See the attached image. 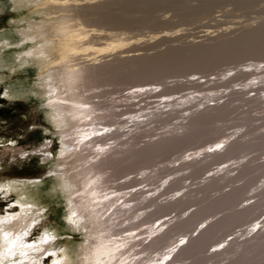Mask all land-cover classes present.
Instances as JSON below:
<instances>
[{"label":"rangeland","instance_id":"rangeland-1","mask_svg":"<svg viewBox=\"0 0 264 264\" xmlns=\"http://www.w3.org/2000/svg\"><path fill=\"white\" fill-rule=\"evenodd\" d=\"M126 1L117 3L124 6L117 10L115 16L137 20V24L109 29L114 35L131 39L123 51L115 52L109 59L119 60L123 64V72L135 73L109 81L111 83H102L97 89L106 93L110 100L108 104L116 100L121 106L119 111L122 115L118 120L126 124L124 127L133 124L129 122L131 115L139 116L135 119V123H140L139 128L134 131L127 129L120 140L122 150H125L122 156L123 176L129 174V179L138 178L142 182L138 189L159 196L157 204L172 202L178 205L162 220H157L159 216L155 218L158 225L169 221L171 228L177 221L205 211L203 207L207 206H203V202H215L236 189L242 190V197L237 195L229 202H223L225 207L213 206L207 210L193 228L170 234L169 237L177 234L173 242L176 247L170 249L172 252L180 250L168 258L167 264H264V0ZM14 3L16 0H0V33L3 36L0 53L5 48L6 52L2 54L8 59L4 68L14 67L13 74L0 70V82L3 84L0 86V217L20 213L18 203L25 206L35 204L38 213L46 212L36 222L31 242L47 231L58 235L57 238L70 248L83 242L84 233H72L63 227V216L69 208L67 195L49 178L50 174L58 173L61 141L50 119L48 101L37 88L36 66L13 60L17 58L18 51L31 45L18 50L5 44L7 37L3 32L10 21L15 23L17 11ZM134 53L142 59L132 67L133 64L126 59L132 58L130 56ZM185 57L188 60L179 65L148 70L155 62ZM143 69H147L148 74L139 73ZM186 72H199L210 77L193 74L190 79L182 81L179 78L181 83L166 86L144 84L161 82L170 75ZM7 79L18 84L23 92L11 97L4 85ZM250 83L253 84L249 86ZM135 89L145 91L137 92ZM127 91L138 94L130 96L132 93ZM160 96L177 99L173 100L177 104H172V101L160 105L157 102ZM205 97L210 98L206 100ZM183 99H187L186 102ZM202 113L209 115L208 124L190 127V122ZM229 137L231 141L221 151L215 149L209 153L211 147L224 138L227 141ZM173 140H177L175 146L155 152ZM155 144L161 145L152 151L148 160L138 156L139 151ZM44 145L51 148L52 162L42 161V155H32ZM24 153H28V157L22 156ZM130 153H133V158ZM10 181L16 183L12 185V192L6 187ZM39 192L43 198L37 200L35 196ZM237 210L240 211L239 216H230L224 225L227 227L221 226L212 235H205L200 244L202 254L191 253L196 256L175 260L181 251L195 242L197 232ZM144 229L142 227L138 232ZM184 240L187 243H181ZM44 253L43 250L42 255ZM183 258L186 260L182 262ZM54 261L49 255L44 264H54Z\"/></svg>","mask_w":264,"mask_h":264},{"label":"bare ground","instance_id":"bare-ground-1","mask_svg":"<svg viewBox=\"0 0 264 264\" xmlns=\"http://www.w3.org/2000/svg\"><path fill=\"white\" fill-rule=\"evenodd\" d=\"M126 2V0L115 2L111 0H16L14 3V10L17 11L16 18L14 17L15 23L10 21L8 28L3 32L7 37L5 44L8 48L18 50L31 45L28 49L18 51L17 58L13 60L24 65L33 63L38 70L37 88L45 101H48L50 119L56 130L55 133L61 141L60 155L57 159L58 173L56 175L49 173V178L53 179L62 192L67 195L69 208L67 211L65 210L63 216L65 225H62L69 232H83L84 234L83 242L70 248L57 238L58 235L49 234L47 231L43 236H40L41 238L47 236L46 242L41 243L40 237L31 242L30 236L36 228L35 224L39 222L38 219L41 220V215L46 211L38 213L35 210V204H26L25 206L18 203L20 213L0 217V264H44L45 258H48L49 255L54 258V264H167L168 258L180 250L172 252L170 249L176 247L173 242L177 235L169 237L170 234L176 231L181 232L189 227L193 228L207 213V210L212 209L213 206L225 207L223 202H229L237 195L241 196L242 190L234 189L235 191L223 195L215 202L205 201L202 205L207 207L201 205L206 209L205 211L196 212L187 220L177 221L171 228L172 225L167 220L160 225L156 221L165 218L167 212L175 211L178 205L172 202L157 204L159 196L155 197V195L149 194L151 191L138 189L142 183L138 178L129 179V174L123 176L122 162L124 159L122 156H124L125 150H122L123 144L120 143V140L124 133L128 132L127 129L134 131L139 128L140 123H135V119L137 120L139 116L131 115L129 122L133 124L124 127L126 124L118 120L122 115V112L119 111L121 106L115 102L116 100L108 104L109 99L106 98V93L99 92L97 89H100L99 86L102 83L115 81L121 77L127 78L132 73L123 72L121 67L123 64L119 60L109 59L110 56L115 55V52L123 51V48L131 40L117 34L114 35L109 32V29L137 24V20L134 19L116 18L117 10L120 11L124 6L121 4ZM131 2L132 0L128 1V3ZM141 8L143 9V7ZM1 12L2 10H0ZM33 17H38L40 20H34ZM209 33L208 35H210ZM257 33L260 36L264 35L258 31ZM166 34L168 35V33ZM2 39L3 36L1 37L0 33V40ZM229 46L231 47V45ZM234 46L233 44L232 48ZM235 49L233 50L235 51ZM2 52H6L5 48L2 49ZM2 52L0 53V70L13 74L14 67L4 68L8 57ZM136 54L130 56L132 58L126 59V62L133 64L132 67L137 64L136 61L140 60L141 62L142 59ZM187 60L188 57L175 61L165 59L153 63V68L151 66L148 70L153 71L159 69L158 67L179 65ZM148 70L143 69L139 73H147ZM193 74L205 78L210 77L199 72H186L185 74L170 75L161 82H146L144 84L166 86L170 83H181L179 78L183 81L190 79ZM5 81L4 85L11 97H16L17 93L23 92L21 88L19 89L18 84L9 82L8 79ZM2 85L0 82V86ZM248 85H244V87H248ZM145 89H151V87H145ZM145 89H135V91H145ZM127 93H132L130 96L138 94L133 91H127ZM209 98L205 97L206 100ZM158 99L157 102L160 105L177 100L166 96H160ZM186 100L182 101L186 102ZM175 103L173 101L172 104ZM205 114L202 113L200 117L191 121L189 126L193 128L197 125L208 124L206 122L209 121V115ZM229 141H231V137L227 141L224 138L223 141L221 140L217 145L211 147L209 153L215 149L221 151ZM176 144L177 140H173L168 146L162 145L157 150L155 149L158 145L152 146V144L139 151L138 156L147 157L145 159L148 160L152 151L155 150L157 153ZM231 145H228V148ZM32 155H42L44 157L42 161L47 163L52 162L54 158L48 145H44L38 153H32ZM129 155L133 158V153ZM22 156L28 157V153H24ZM12 185H16V183L10 181L6 184L10 192H12ZM35 197L37 200L43 198L41 192L37 193ZM152 207L156 208L151 210ZM239 213L240 211L237 210L233 214L230 213L217 219L214 223H209L199 233L197 232L194 237L195 242L181 251L175 260L180 261L179 257L188 255L196 256L191 253L202 254L200 244L205 235H212L217 228L227 224L230 216L238 217ZM157 216L159 218L155 220ZM168 223L169 225H167ZM142 227L145 229L138 232ZM225 227L227 226L222 228ZM25 233L26 235H23L25 246L21 247L18 238ZM14 241L15 243H13ZM181 243L187 242L184 240ZM37 249L38 251H36ZM40 249L45 251L43 255ZM22 253H27V255H22ZM206 254H209L207 250ZM36 257H40V259ZM38 260L39 263H37ZM185 260L183 258L182 262Z\"/></svg>","mask_w":264,"mask_h":264},{"label":"snow or ice","instance_id":"snow-or-ice-1","mask_svg":"<svg viewBox=\"0 0 264 264\" xmlns=\"http://www.w3.org/2000/svg\"><path fill=\"white\" fill-rule=\"evenodd\" d=\"M23 235H26V233H25V234H22V236L18 238V240L20 241V246H21V247H24V246H25V245L23 244ZM5 238H7V237L5 236ZM46 240H47V236L42 237L40 242H41V243H44V242H46ZM13 243H15V241H14ZM22 255H27V253H22Z\"/></svg>","mask_w":264,"mask_h":264}]
</instances>
